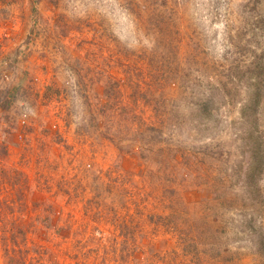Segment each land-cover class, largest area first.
Instances as JSON below:
<instances>
[{"label": "rangeland", "instance_id": "374dc122", "mask_svg": "<svg viewBox=\"0 0 264 264\" xmlns=\"http://www.w3.org/2000/svg\"><path fill=\"white\" fill-rule=\"evenodd\" d=\"M0 264H264V0H0Z\"/></svg>", "mask_w": 264, "mask_h": 264}]
</instances>
